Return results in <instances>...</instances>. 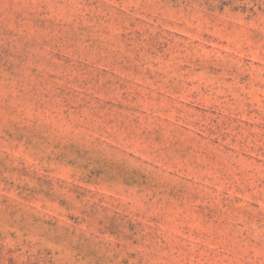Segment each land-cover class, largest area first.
<instances>
[{"label":"rangeland","instance_id":"374dc122","mask_svg":"<svg viewBox=\"0 0 264 264\" xmlns=\"http://www.w3.org/2000/svg\"><path fill=\"white\" fill-rule=\"evenodd\" d=\"M0 264H264V0H0Z\"/></svg>","mask_w":264,"mask_h":264}]
</instances>
